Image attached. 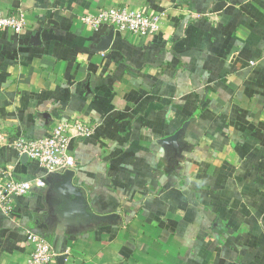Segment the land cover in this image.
Segmentation results:
<instances>
[{
  "label": "crops",
  "instance_id": "obj_1",
  "mask_svg": "<svg viewBox=\"0 0 264 264\" xmlns=\"http://www.w3.org/2000/svg\"><path fill=\"white\" fill-rule=\"evenodd\" d=\"M123 6L164 13L160 32L114 30L100 51L111 27L81 17ZM0 10L27 21L20 36L0 31V133L39 138L71 117L92 127L70 143L83 203L0 145V168L45 183L0 211V264H26V231L51 244L53 264H264V0Z\"/></svg>",
  "mask_w": 264,
  "mask_h": 264
},
{
  "label": "built area",
  "instance_id": "obj_2",
  "mask_svg": "<svg viewBox=\"0 0 264 264\" xmlns=\"http://www.w3.org/2000/svg\"><path fill=\"white\" fill-rule=\"evenodd\" d=\"M164 18V13H149L123 6L101 8L95 13L85 14L81 17V22L93 31L107 26L118 32L147 38L160 32ZM26 29L27 21L22 10L9 14L0 10V31L8 30L20 36ZM91 133V126L79 118L71 117L59 121L48 134L39 138H6L0 133V145L9 147L22 159L26 157V160L36 163L47 174H58L76 166L75 159L70 154L71 141L87 138ZM44 186L41 179L20 180L10 170L0 168V211L8 214L14 197L25 196L32 188ZM25 241L30 249L26 264H53L56 253L46 239L26 231Z\"/></svg>",
  "mask_w": 264,
  "mask_h": 264
},
{
  "label": "water",
  "instance_id": "obj_3",
  "mask_svg": "<svg viewBox=\"0 0 264 264\" xmlns=\"http://www.w3.org/2000/svg\"><path fill=\"white\" fill-rule=\"evenodd\" d=\"M113 33H114V29L110 28L108 34L101 40L100 45L98 46V49L100 51H106L109 48V45L112 41ZM24 159L26 160V157H24ZM49 176L56 177L61 182V185L66 189V192L72 194L80 203H83L82 190L77 186L73 185L72 183V179L74 176L73 171L67 170L61 175L50 174ZM93 219H98V218L94 217Z\"/></svg>",
  "mask_w": 264,
  "mask_h": 264
}]
</instances>
